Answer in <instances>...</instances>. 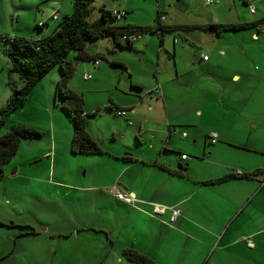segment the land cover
Returning a JSON list of instances; mask_svg holds the SVG:
<instances>
[{
	"label": "crops",
	"instance_id": "obj_1",
	"mask_svg": "<svg viewBox=\"0 0 264 264\" xmlns=\"http://www.w3.org/2000/svg\"><path fill=\"white\" fill-rule=\"evenodd\" d=\"M177 1L188 8L194 0ZM241 5L235 0H224L223 3L219 0L213 8L205 9L207 18L202 22L179 21L174 16V21L164 24L197 26L247 22ZM255 14L252 21L264 19L263 0H255ZM55 20L51 21L53 23L48 20L39 22L43 23L39 29L42 30L41 36L50 34L52 29L54 31L57 26ZM251 28L256 31H251L250 39L254 42L264 39V27L258 30ZM241 30L215 33L192 29L164 33L158 57L162 60L164 56L165 65L161 75L156 74L153 86L158 89L155 93L160 98L153 102L160 104L163 111L161 121L154 120L157 124L163 123L165 128L152 132L148 149L144 151L135 152L122 145L121 151L111 146L107 149L102 147L104 152L101 154H80L107 156L108 165L119 168L117 174L108 179L111 180L107 187L111 193L114 188L127 192L131 201L111 194H99L112 209H120L124 213L119 214L121 219L127 221L136 214L144 224L134 232L119 229L117 223L108 222L106 226H114L115 231L105 232L112 246L116 242L123 250L138 251L154 264H264V54L259 55L261 67L252 68L253 60L242 49L247 41L245 35H238ZM99 46L95 45L94 53L102 56ZM203 47L208 49V53ZM187 48L192 52L186 58L187 63L178 66L176 62L174 70L167 69L166 54L170 49H173L176 61L177 55L183 54ZM203 55L207 58L204 59ZM223 64L226 67L220 68ZM180 87L185 93L181 118L170 116L173 109H178L176 100H172L173 92ZM145 100L143 95L114 107L126 109L125 115L129 111L131 122V119H138L137 108ZM166 101L170 102L169 106ZM148 108H151L150 101ZM61 122L66 124L63 119ZM68 122L70 126L66 125V128L70 134L65 137L64 145L69 149L72 125ZM176 126H184L181 133L185 132L184 137L191 140L187 153L185 150L174 151L170 145ZM47 132L56 147L54 125ZM157 134L159 137L155 138ZM102 137L95 136L103 140ZM48 152L46 149L44 153ZM172 152L177 155L172 156ZM181 153H185L187 158L181 159ZM236 171L243 172V175H236ZM225 175L229 176L208 182ZM87 190L88 187L81 189ZM173 207L180 213L171 219ZM74 229L85 228L73 223L66 231ZM58 233L65 232L58 230ZM113 233L116 240H113ZM180 252H184L185 257H180ZM187 256L191 259L188 260ZM126 264L135 263L126 261Z\"/></svg>",
	"mask_w": 264,
	"mask_h": 264
},
{
	"label": "rangeland",
	"instance_id": "obj_2",
	"mask_svg": "<svg viewBox=\"0 0 264 264\" xmlns=\"http://www.w3.org/2000/svg\"><path fill=\"white\" fill-rule=\"evenodd\" d=\"M223 1L220 0L221 3ZM235 2L241 5L239 0ZM213 5L199 0H194L188 8L177 0H93L87 20L93 22L99 18L100 7H104L126 11L125 16L116 22L107 17L109 24L150 27L157 24V9L164 12L165 24L174 21V16L179 21L202 22L207 18L205 9L213 8ZM241 6L244 7L242 13L247 22L255 20V10L251 12L248 7ZM56 11L59 14L57 20L52 17ZM72 11L73 0H0V107L11 95L7 84L10 62L4 53L10 44L4 37L36 40L42 35V30L35 25L44 20H55L57 25L65 14ZM251 31L256 30H241L238 35H245L247 42L242 49L253 60L252 68L258 69L261 67L259 55L264 54V39L254 42L250 39ZM100 39L87 44L91 53L95 52V45H100L99 50L103 55H99L98 63L75 60L74 50L66 55L65 59L75 64L68 87L82 94L86 111L99 109L98 114L89 118L86 129L89 134H94V138L96 135L103 136V140L97 138L101 147L107 149L114 146L121 151L122 145H126L128 150L144 151L148 149L152 132L165 128L163 123L157 124L154 120H160L163 116L161 105L153 102L160 98L153 91L155 76L161 75L165 65L164 56L162 60L158 57L161 48L159 35L143 32L132 47H113L111 38ZM190 53L191 50L187 48L174 61L173 49H170L166 54L167 69L174 70L176 62L178 66L187 63L186 58ZM241 61L244 63V58ZM225 64L220 68H225ZM58 77V66L55 65L35 82L25 102L0 125V136L17 122L42 133L40 137L22 140L16 153L4 166V176L0 180V264H126L128 260L123 255V247L116 242L112 246L106 239V230L108 233L111 229L114 231V226L106 224L117 223L119 229L134 232H138L144 224L136 214L124 221L119 215L124 213L120 209H112L103 200V194L113 196L107 187L111 180L108 179L113 178L119 170L114 165H108L107 156L72 154L65 147V137L70 134L66 125L70 126V120L60 108V98L55 93ZM13 79L18 85L21 84L17 75L14 74ZM143 95L146 100L137 108L138 119H131V122L129 111L124 116L115 115L109 108ZM173 98L178 109H173L170 116L180 117L185 99L184 89L180 87L174 91ZM149 101L151 108H148ZM166 102L169 106L170 102ZM60 118L66 124L63 125ZM53 125L57 135L59 132L56 147L47 132ZM175 128L170 145L174 151L189 152L187 145L191 144V140L181 135V128L185 127ZM158 137L159 134L155 136ZM46 149L49 151L47 154L44 153ZM117 149L112 150L117 152ZM171 155L177 154L172 152ZM83 187H88L90 191H81ZM64 201L71 203L65 204ZM58 218L65 220L62 222ZM62 223L68 227L75 223L85 229L66 231L68 227L64 228ZM58 230L65 233H58ZM116 239L113 233V240ZM184 254L180 252V257H185ZM186 258L190 260L191 256Z\"/></svg>",
	"mask_w": 264,
	"mask_h": 264
},
{
	"label": "trees",
	"instance_id": "obj_3",
	"mask_svg": "<svg viewBox=\"0 0 264 264\" xmlns=\"http://www.w3.org/2000/svg\"><path fill=\"white\" fill-rule=\"evenodd\" d=\"M93 0H73V11L65 14L62 20L57 24L54 31L46 36H41L36 40L20 37H4L10 44L4 53L9 59L7 84L11 89V95L7 102L0 107V125L5 119L26 100V95L48 70L57 65L59 77L55 85V93L59 96L60 108L66 113V116L72 125V136L69 150L72 154H101L103 149L99 141L91 136L86 129L90 117L98 114L99 109L92 112L85 111L84 99L82 94L77 93L68 87L70 78L74 72L75 64L71 60L65 59L66 55L74 50L76 51L75 60H96L100 56L97 53H91L87 49L89 41L111 38L113 47H132L134 34L143 32H155L161 39L166 32L189 31L192 29L213 31L219 33L226 30H241L245 28L256 27L262 24L264 19L252 22L240 23H213L197 26H168L160 20L161 11L157 9V24L150 27H134L131 25H119L108 23L107 17L114 22L118 21L112 14V10L100 7V17L89 22L87 20L90 14V3ZM126 11L124 10V17ZM120 20V19H119ZM40 29L38 25L35 26ZM3 38V37H2ZM1 38V39H2ZM17 75L20 85L17 84L13 75ZM111 110L117 107L109 106ZM42 133L21 122L11 125L10 129L0 136V180L4 176V166L16 153L20 142L24 139H34L40 137ZM123 159H130L122 156ZM236 175H243V172ZM229 175L210 180L208 182H217ZM124 257L135 264H154V262L144 254L135 250H124Z\"/></svg>",
	"mask_w": 264,
	"mask_h": 264
},
{
	"label": "built area",
	"instance_id": "obj_4",
	"mask_svg": "<svg viewBox=\"0 0 264 264\" xmlns=\"http://www.w3.org/2000/svg\"><path fill=\"white\" fill-rule=\"evenodd\" d=\"M200 2L204 3V4H216L219 2V0H199ZM241 3H243L246 7H248V9L251 11V12H254L255 10V0H239ZM264 1V0H263ZM112 14L115 16L116 19H121L122 16L124 15V10H120V9H115V10H112ZM58 13L55 12L53 13L52 17H57ZM165 17L164 15L161 14L160 16V20L161 21H164ZM39 27H42L43 26V23H38L37 24ZM264 26L262 24L258 25V29H262ZM140 37V34H134L133 35V38H139ZM203 58L206 59L207 58V55H203ZM95 63H98L99 62V59H96L94 60ZM84 78H87L86 76ZM154 92H158V89H154L153 90ZM126 113V109H122V108H117V109H114V114L115 115H125ZM182 136L184 137L185 136V132H182L181 133ZM215 136V135H213ZM215 138L212 137V141H214ZM181 159H186L187 158V155L185 153H181L180 155ZM237 173H241V171H236ZM112 194L115 196V197H118L120 199H123L124 201H131V197L130 195L123 191V190H119V189H116L114 188L112 190ZM163 210V209H162ZM180 213V211L176 208V207H173L171 208V219H174L176 216H178ZM245 238V237H244Z\"/></svg>",
	"mask_w": 264,
	"mask_h": 264
}]
</instances>
